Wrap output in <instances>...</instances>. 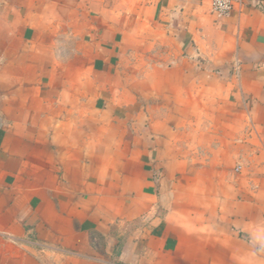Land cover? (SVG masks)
Wrapping results in <instances>:
<instances>
[{
	"label": "crops",
	"instance_id": "0c3cea01",
	"mask_svg": "<svg viewBox=\"0 0 264 264\" xmlns=\"http://www.w3.org/2000/svg\"><path fill=\"white\" fill-rule=\"evenodd\" d=\"M54 252L264 264V0H0V264Z\"/></svg>",
	"mask_w": 264,
	"mask_h": 264
},
{
	"label": "built area",
	"instance_id": "2783aa9c",
	"mask_svg": "<svg viewBox=\"0 0 264 264\" xmlns=\"http://www.w3.org/2000/svg\"><path fill=\"white\" fill-rule=\"evenodd\" d=\"M211 11L217 18L227 16L232 7H233V0H210ZM238 71V67H235Z\"/></svg>",
	"mask_w": 264,
	"mask_h": 264
},
{
	"label": "rangeland",
	"instance_id": "374dc122",
	"mask_svg": "<svg viewBox=\"0 0 264 264\" xmlns=\"http://www.w3.org/2000/svg\"><path fill=\"white\" fill-rule=\"evenodd\" d=\"M119 1H121L122 2V4H124V2H125V0H119ZM40 247V246H39ZM35 248H37V246H35ZM40 249L41 248H39L38 250H39V252H40ZM42 260H43V263L44 262H47L48 264H62V262H63V258L62 257H60L58 254H57V252H54V256L53 257H47V258H42V257H40ZM45 264V263H44Z\"/></svg>",
	"mask_w": 264,
	"mask_h": 264
}]
</instances>
